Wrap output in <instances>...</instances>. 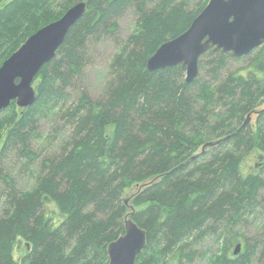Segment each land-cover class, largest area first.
<instances>
[{"label":"trees","instance_id":"16d2710c","mask_svg":"<svg viewBox=\"0 0 264 264\" xmlns=\"http://www.w3.org/2000/svg\"><path fill=\"white\" fill-rule=\"evenodd\" d=\"M82 1L87 12L34 82L36 101L22 108L13 101L0 111V160L9 149L34 158L32 142L50 116L70 128L62 150L42 159L40 193L19 201L12 217L0 220V264H15L17 235L33 243L28 264H108L107 248L125 233L127 215L147 232L137 264H178L186 241L208 225H222L230 236L212 264H250V245L234 230L263 183V171L248 170L244 160L256 149L264 153V108L257 130L244 123L264 103V45L254 50L247 72L234 71L222 81L233 55L211 49L200 59L199 69L204 63L214 75L227 108L210 139L229 135L207 148L214 157L201 161L193 156L208 140L192 131L206 113L196 109L206 87L197 92L199 79L188 83L182 65L150 72L147 61L186 31L210 0L197 12L183 0H8L0 6V66L29 36ZM129 11L137 15L138 31L122 39L120 20ZM105 42L118 51L103 95L93 97L87 68L94 48ZM202 121L209 124L207 117ZM192 165L195 170L186 173ZM4 180L12 195L13 179ZM133 185L138 190L126 204L125 191ZM42 204L55 231L39 213ZM75 238L79 245L66 257ZM238 244L242 251L235 255Z\"/></svg>","mask_w":264,"mask_h":264},{"label":"rangeland","instance_id":"374dc122","mask_svg":"<svg viewBox=\"0 0 264 264\" xmlns=\"http://www.w3.org/2000/svg\"><path fill=\"white\" fill-rule=\"evenodd\" d=\"M8 0L0 2V6ZM187 9L193 11H199L201 6H204L208 0H183ZM137 15L134 11H129L120 20V36L122 39L128 38L131 34L138 31ZM118 51L115 44L111 42H105L104 44H98L94 48L92 64L87 68V86L93 97H101L103 95L105 85L110 80V63ZM257 56V52L254 51L251 54L243 57L231 58L227 67L223 72V78L232 72H247L249 66ZM200 81V86L196 91L202 93L201 86L204 85L207 91H204L202 98L197 94L198 102L196 109L204 107L206 113L203 114L198 122L194 125L195 131L192 132L199 140L207 142L217 141L224 138L225 142L228 140V136H221L211 140L210 135L212 129L220 117L221 113H224L227 109L223 107L224 101L220 100V94L218 93V84L214 75L209 73V69L203 63L199 69V75L197 77ZM219 80V83H220ZM38 82V81H37ZM37 83L34 84L36 88ZM264 103L257 107L256 110H262ZM223 115V114H221ZM207 117V125H203L202 119ZM258 115L253 114L249 120L250 126L257 130L259 123L257 121ZM247 116H245V120ZM211 125V127L209 126ZM264 126V121L261 127ZM38 137L34 138L32 142V151L34 152V158L23 156V154L8 150L2 156L0 160V220H8L16 211V204L19 201H23L25 197L39 194V178L42 175V159L46 156H50L60 152L63 148V144L66 142L70 135V128L65 124L58 116H50L43 120L41 123ZM194 137V136H193ZM204 146V145H203ZM203 146H200L194 156H198L201 161H208L214 154H207L203 152ZM1 150V145H0ZM245 167L248 170L258 172L263 171L261 181L263 182L259 190L255 193V199L246 204L245 214L243 215V221L241 225L235 228L234 231L238 233L241 238L242 244H248L249 246V262L250 264H264V153L261 150L256 149L254 153L248 155L244 160ZM195 170L194 165L190 166L185 172L191 173ZM247 170V171H248ZM5 177L12 178L16 189L10 195V187L4 180ZM138 190V187L133 185L127 188L124 194V199H128L130 202L131 196ZM42 203H44L42 200ZM42 215H46V222L49 224V229L55 231L57 228L51 220L50 213L45 212L44 204L40 207ZM245 220V221H244ZM64 234V233H63ZM229 234L225 227L219 225H208L202 228L199 232L195 233L188 241L189 247L187 250L180 251V261L178 264H212V259L228 244ZM13 247L11 248V258L15 264H28V254L33 251V243L27 238L17 235ZM79 245L78 238L71 241L70 246H67L64 250L66 257L73 255L75 249ZM242 251V249H241ZM193 255H191V253ZM212 258V259H211Z\"/></svg>","mask_w":264,"mask_h":264},{"label":"water","instance_id":"95a60500","mask_svg":"<svg viewBox=\"0 0 264 264\" xmlns=\"http://www.w3.org/2000/svg\"><path fill=\"white\" fill-rule=\"evenodd\" d=\"M87 12L82 1L70 7L58 20L33 33L0 66V111L15 101L29 107L37 99L34 82L43 68L57 54L67 34ZM264 45V0H210L190 27L179 36L165 41L148 59L147 69L155 72L182 65L186 81L199 75V61L209 50H222L243 57ZM260 112V110H256ZM249 118L247 119V122ZM223 139L207 142L218 145ZM197 154L196 156H198ZM196 156H193L196 157ZM126 204L128 199L125 200ZM133 213V211H132ZM123 235L108 246V264H137V257L147 244V232L130 215L126 216ZM241 251L236 246L235 255Z\"/></svg>","mask_w":264,"mask_h":264},{"label":"flooded vegetation","instance_id":"af4514ba","mask_svg":"<svg viewBox=\"0 0 264 264\" xmlns=\"http://www.w3.org/2000/svg\"><path fill=\"white\" fill-rule=\"evenodd\" d=\"M260 112H261V111H260ZM260 112H259V113H260ZM254 113L257 114V115H259V113L256 112V110H255V111H252V112H250V113L247 115V119L249 118V120H250L251 117H252V115H253ZM247 119H246L244 125H245V124H249V123L247 122ZM249 120H248V121H249ZM204 145H205V144H204ZM214 146H215V145H214ZM208 147H213V146H207V148H208ZM206 150H207V149H206ZM206 150H205V151H206ZM107 251H108V248H107Z\"/></svg>","mask_w":264,"mask_h":264}]
</instances>
